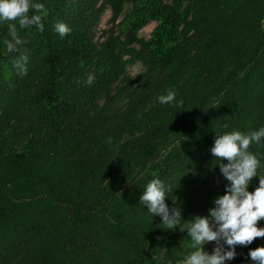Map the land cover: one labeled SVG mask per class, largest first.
<instances>
[{"label":"trees","instance_id":"16d2710c","mask_svg":"<svg viewBox=\"0 0 264 264\" xmlns=\"http://www.w3.org/2000/svg\"><path fill=\"white\" fill-rule=\"evenodd\" d=\"M34 2L47 9L44 30L17 24L20 52H7L0 21V264H182L196 250L187 232L140 197L162 180L187 221L226 194L217 135L264 127V0ZM107 9L113 27L96 44ZM21 54L26 75L13 63ZM133 62L145 67L137 78ZM168 91L175 102L161 104ZM249 151L264 175V140ZM261 246H237L227 264Z\"/></svg>","mask_w":264,"mask_h":264},{"label":"clouds","instance_id":"9594fccd","mask_svg":"<svg viewBox=\"0 0 264 264\" xmlns=\"http://www.w3.org/2000/svg\"><path fill=\"white\" fill-rule=\"evenodd\" d=\"M30 11L36 14L29 15ZM46 15L45 5L34 0H0V21L8 22L11 37L5 41L7 52H20V46L26 43L18 35L17 24L20 29L36 27L43 31L42 18ZM54 28L61 37L72 31L64 22H57ZM28 59L26 54H21L13 61L16 69L25 75ZM175 100L174 91L158 97L165 105ZM262 140L264 127L247 133L232 131L217 135L210 151L215 159L221 160L218 166L228 184L226 194L214 199V207L209 209L208 215H195L185 221L182 209L170 208L166 203L170 187L160 179H152L146 185L140 200L148 212L162 217V224L168 230L186 231L192 241L191 247L196 249L182 264H227L236 258L237 246L247 247L257 238H264V228L258 227V222L264 220V175L257 174L260 159L249 151L253 143L260 144ZM254 177H259V184L255 191H249ZM213 242L214 250L205 251L204 246ZM247 257L253 264H264V246L251 249Z\"/></svg>","mask_w":264,"mask_h":264},{"label":"rangeland","instance_id":"374dc122","mask_svg":"<svg viewBox=\"0 0 264 264\" xmlns=\"http://www.w3.org/2000/svg\"><path fill=\"white\" fill-rule=\"evenodd\" d=\"M112 12L107 9L103 15L100 16L98 23L96 24L94 28L95 33V43L100 44L105 39L107 32H109L112 29ZM157 23L152 22L146 27H144L140 33L139 36L142 39H149L152 35L153 30L156 28ZM145 72V67L140 62H133L127 67V76L130 78H137L141 74ZM264 220L259 221L258 223H262ZM215 243H210L204 246V250L211 253L214 250ZM245 264H253L252 261L246 262Z\"/></svg>","mask_w":264,"mask_h":264},{"label":"crops","instance_id":"0c3cea01","mask_svg":"<svg viewBox=\"0 0 264 264\" xmlns=\"http://www.w3.org/2000/svg\"><path fill=\"white\" fill-rule=\"evenodd\" d=\"M250 261H251V260H250ZM250 261H248V262H250ZM248 262H247V263H248Z\"/></svg>","mask_w":264,"mask_h":264}]
</instances>
